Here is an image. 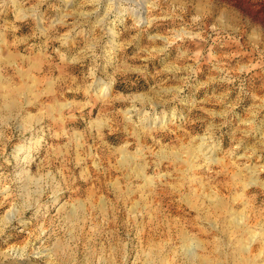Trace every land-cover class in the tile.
Returning a JSON list of instances; mask_svg holds the SVG:
<instances>
[{
	"label": "rangeland",
	"instance_id": "obj_1",
	"mask_svg": "<svg viewBox=\"0 0 264 264\" xmlns=\"http://www.w3.org/2000/svg\"><path fill=\"white\" fill-rule=\"evenodd\" d=\"M0 264H264V0H0Z\"/></svg>",
	"mask_w": 264,
	"mask_h": 264
}]
</instances>
